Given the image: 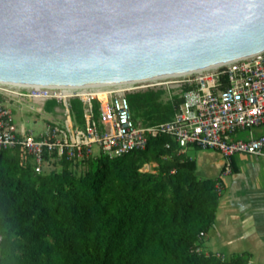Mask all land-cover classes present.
I'll list each match as a JSON object with an SVG mask.
<instances>
[{"label":"trees","instance_id":"obj_1","mask_svg":"<svg viewBox=\"0 0 264 264\" xmlns=\"http://www.w3.org/2000/svg\"><path fill=\"white\" fill-rule=\"evenodd\" d=\"M190 87L165 100L163 87L127 92L133 119H170ZM74 108L84 122L78 97L70 98ZM147 137L143 148L113 157L100 152L72 163L63 156L38 175L19 146L1 148L0 264H248L243 253L221 258L202 248L217 178L199 176L170 134ZM145 162L155 164L142 171Z\"/></svg>","mask_w":264,"mask_h":264},{"label":"water","instance_id":"obj_2","mask_svg":"<svg viewBox=\"0 0 264 264\" xmlns=\"http://www.w3.org/2000/svg\"><path fill=\"white\" fill-rule=\"evenodd\" d=\"M262 49L264 0H0L7 83L137 81Z\"/></svg>","mask_w":264,"mask_h":264},{"label":"built area","instance_id":"obj_3","mask_svg":"<svg viewBox=\"0 0 264 264\" xmlns=\"http://www.w3.org/2000/svg\"><path fill=\"white\" fill-rule=\"evenodd\" d=\"M173 76L176 75L139 81L145 83L140 85H135L138 81L87 85L0 81V94L54 99L64 105L67 114L63 124L57 121L49 124L45 135L38 138L31 132L17 130L9 108L0 102V149L19 146L31 157L35 171L40 172L45 163L63 156L77 163L95 155L94 145L113 157L143 148L150 133L165 132L181 147L193 144L219 151L225 158L226 171L230 170V156L235 152L264 157V132L255 135L252 131L255 126H264V49L216 66L178 74L175 79L180 82L178 85L191 87L181 93L182 100L173 116L154 124L134 120L127 92L147 87L164 88L162 79ZM72 97L82 101V126L70 119ZM94 99L98 101L99 118H96ZM245 129H249L245 137L233 136ZM215 186L221 192V180L217 179ZM195 249L201 250L198 246ZM215 254L225 257L220 252Z\"/></svg>","mask_w":264,"mask_h":264},{"label":"crops","instance_id":"obj_4","mask_svg":"<svg viewBox=\"0 0 264 264\" xmlns=\"http://www.w3.org/2000/svg\"><path fill=\"white\" fill-rule=\"evenodd\" d=\"M49 100L51 99L0 94V102L9 108L17 130L31 132L38 138L45 135L49 124L61 122L52 112L44 110ZM22 101H28L29 107H23ZM13 107L19 111L20 116H17H25L33 124L41 118L44 124L26 128L23 121H14ZM70 119L76 122L73 121L71 113ZM189 145L197 150L190 151L189 146L180 150L196 160L197 174L201 177L217 178L222 183L215 219L203 238L202 248L220 252L225 257L243 253L250 264H264V157L235 152L230 156V170L226 171L225 158L219 151ZM56 162L57 160H51L44 166L50 167ZM153 164L155 163L149 164V168Z\"/></svg>","mask_w":264,"mask_h":264},{"label":"rangeland","instance_id":"obj_5","mask_svg":"<svg viewBox=\"0 0 264 264\" xmlns=\"http://www.w3.org/2000/svg\"><path fill=\"white\" fill-rule=\"evenodd\" d=\"M178 77L179 76L176 75V76H173V77H167V78L162 79L163 81H165L164 83L161 84L165 88V93L163 94V97H162L164 100L169 98L174 93H180L181 92V86L178 85L180 82H176V80H175ZM149 83H151V82H149ZM140 84H145V83H142V82L135 83V85H140ZM95 101H96V99L93 100L94 105L96 103ZM21 105L26 108V107H29L30 104H29L28 101H22ZM96 108H95L96 118H99V115H98V104H97ZM12 109H13V114H14V119H15L14 121H16L17 123H19L20 121H23L26 128H29V127H32V126L38 127V126H42L44 124V120L41 119V118L37 119V122L33 124L30 120H27V117H25V116L24 117H19L20 116L18 114L19 111L15 107H13ZM44 110L52 112V114L54 116H56L61 121L60 124H63V119L66 117L67 114H66V112L64 110V105L62 103H58L56 101L50 100V101H48V103L45 106ZM75 113H76V109L74 108V110L71 112V116H72L73 121L75 120V117H76ZM17 115H19V116H17ZM75 123L78 124L79 126L83 125V122H79L77 119H76ZM51 124H53V123H51ZM248 131H249V129L238 131V132H235L233 134V136L234 137H241V136L246 135L248 133ZM252 131H253V133L255 135L259 134L262 131L264 132V127L263 126H259V127L255 126V127L252 128ZM33 132L35 133V131H33ZM188 146H189L188 150H190V151L191 150L192 151L197 150V148L191 147L189 144L186 145L185 147L187 148ZM93 150H94L95 154L100 153V151H99L100 149H99V147L97 145L93 146ZM55 165H57V164H55ZM44 172H47V168H45V167L42 169L41 172H37V175H38V173H44Z\"/></svg>","mask_w":264,"mask_h":264},{"label":"bare ground","instance_id":"obj_6","mask_svg":"<svg viewBox=\"0 0 264 264\" xmlns=\"http://www.w3.org/2000/svg\"><path fill=\"white\" fill-rule=\"evenodd\" d=\"M227 62V61H226ZM224 63V62H223ZM217 64H220V63H217ZM217 64H213V65H210V66H216ZM198 69H201V68H198ZM190 71V70H189ZM189 71H184V72H181V73H187V72H189ZM181 73H171V74H163V75H160V76H157V77H152V78H150V79H148V80H152V79H155V78H160V77H164V76H170V75H178V74H181ZM144 80H147V79H144ZM144 80H137L138 82L139 81H144ZM134 81H125V82H118V83H126V84H131V83H133ZM143 83V82H142ZM99 84V83H98ZM100 96H102V95H100Z\"/></svg>","mask_w":264,"mask_h":264}]
</instances>
